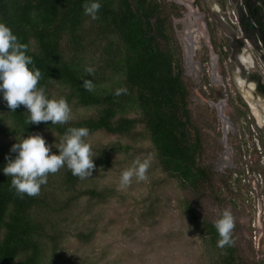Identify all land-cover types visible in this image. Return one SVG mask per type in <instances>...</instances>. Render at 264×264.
Returning a JSON list of instances; mask_svg holds the SVG:
<instances>
[{"label":"trees","instance_id":"1","mask_svg":"<svg viewBox=\"0 0 264 264\" xmlns=\"http://www.w3.org/2000/svg\"><path fill=\"white\" fill-rule=\"evenodd\" d=\"M85 2L0 0V22L26 45V54L41 72L38 86L50 98L64 97L70 109L92 110L65 123H28L25 106L11 112L0 98V135L7 137L0 143V169L6 157L16 155L10 151L16 140L39 130L63 136L69 127L84 126L89 135L104 131L132 143L148 140L168 175L183 186L203 183L209 177L200 162L201 134L191 119L189 90L165 0H100L96 19L84 13ZM247 4L251 13H239L240 26L264 46V0ZM87 68L91 74L85 73ZM85 79L92 80L91 91L84 87ZM131 146L113 141L92 147L94 165L107 169L113 154L129 152ZM51 151L58 149L53 146ZM80 184L81 178L62 167L48 174L37 195L21 197L11 177L0 171V264H47L48 252L54 254L62 236L58 216L81 196L101 199L114 193L113 187L96 188L93 180L90 186ZM190 214L198 220L191 209ZM200 225L217 250L215 264H245L234 243L218 246L214 223L200 220ZM83 235L77 234L81 239Z\"/></svg>","mask_w":264,"mask_h":264},{"label":"rangeland","instance_id":"2","mask_svg":"<svg viewBox=\"0 0 264 264\" xmlns=\"http://www.w3.org/2000/svg\"><path fill=\"white\" fill-rule=\"evenodd\" d=\"M215 1L224 19L220 22L210 0H193V10L182 0H165L189 90L191 119L201 134L200 162L209 178L194 187L183 186L162 170L148 140L132 143L104 131L88 135L92 147L113 141L132 146L129 152L113 154L107 169L95 166L90 177L81 179L83 186L93 180L96 188L113 187L114 193L101 199L81 196L58 216L62 236L54 254L48 252L47 264H215L217 250L203 235L200 220L215 223L225 209L234 217L237 255L245 264H264V137L244 99L250 91L238 77L237 44L230 48L232 32L241 35L231 9L238 15L244 11L239 0ZM244 35L240 41L245 50L239 54L252 61L249 68L259 71L264 81L263 42ZM260 102L264 97L258 101L263 106ZM91 111L72 107L71 116ZM37 133L53 146L63 137L53 130ZM6 139L0 135V143ZM137 159L149 162L145 179L133 178L121 188L122 170ZM79 232L86 234L83 239Z\"/></svg>","mask_w":264,"mask_h":264},{"label":"clouds","instance_id":"3","mask_svg":"<svg viewBox=\"0 0 264 264\" xmlns=\"http://www.w3.org/2000/svg\"><path fill=\"white\" fill-rule=\"evenodd\" d=\"M101 7L100 0H86L84 13L92 19L97 18ZM91 68L85 73L91 74ZM41 72L26 54V45L18 40L12 29L0 22V98L6 102L11 112L23 105L29 113L28 123L51 121L52 124L65 123L71 118V109L64 97H48L45 89L38 86ZM86 90L93 88L92 80L85 79ZM89 135L87 127H69L58 143L54 145L58 152L53 153V145L46 143L44 137L30 134L16 140L10 147L16 155L6 157V164L0 171L11 177V186L21 195H37L41 185L47 183L48 174L67 167L72 174L81 179L90 177L95 167L92 146L86 141ZM149 167L148 160H134L119 176L121 188L127 187L132 179L143 180ZM234 217L230 210H222L215 220L214 227L219 236L218 246H231L234 241Z\"/></svg>","mask_w":264,"mask_h":264},{"label":"crops","instance_id":"4","mask_svg":"<svg viewBox=\"0 0 264 264\" xmlns=\"http://www.w3.org/2000/svg\"><path fill=\"white\" fill-rule=\"evenodd\" d=\"M210 1L213 3L212 8L215 7L214 8L215 19L218 22L224 20L223 16H221V14H219L220 7L217 4V2L215 0H210ZM188 2H190V1H188ZM186 7H187V5H186ZM192 10H193V8H192ZM228 19H229V17H228ZM232 25H234V24L232 23ZM235 26H238V25L236 24ZM239 27L241 28V31L239 30L238 32H241L240 33L241 35H238L239 33L232 32L233 37H232V42L230 43V48L235 47L237 44V46L235 47V49H237V50H235V52L237 51V55L234 56V59L236 61L237 66L239 67V69L241 71V75L238 77L242 80V81H240V80H238V81H240V84H242L245 88H247L250 91L248 94L244 95L245 102L247 103V105L251 109V112L255 117L257 125L260 127L262 126V128L264 129V102L263 103L260 102L261 104H263V106H258V101L261 100L262 97H264V81H261V78H260L261 74L259 73V71H255L254 69L249 68L252 65V63H251L252 61L249 58H245L243 56V54L242 55L239 54V52L242 53V51L240 49H242V50L244 49L242 47L243 42L240 41L241 40L240 38H242V36L244 34H245L244 38L248 37L240 25H239ZM236 81H237V79H236Z\"/></svg>","mask_w":264,"mask_h":264},{"label":"built area","instance_id":"5","mask_svg":"<svg viewBox=\"0 0 264 264\" xmlns=\"http://www.w3.org/2000/svg\"><path fill=\"white\" fill-rule=\"evenodd\" d=\"M239 2H240L239 6H241L243 8L244 13H246L247 12V7H246V4H245V1L244 0H239ZM235 12H236V10L234 8H232L231 9V13H232V17L234 18V20H232V22L234 24L240 25V23H239V15L237 14V12L236 13ZM260 161L263 162L262 160H260ZM262 178H263V172L261 170L260 173H258V179H259V183L260 184L262 183V180H263ZM258 192H260V195L262 196L263 190H259ZM259 203H258V206H260Z\"/></svg>","mask_w":264,"mask_h":264},{"label":"water","instance_id":"6","mask_svg":"<svg viewBox=\"0 0 264 264\" xmlns=\"http://www.w3.org/2000/svg\"><path fill=\"white\" fill-rule=\"evenodd\" d=\"M191 2V4H192V1L193 0H190ZM245 1V4H246V7H247V9H248V11L250 12V8L248 7V4H247V1L248 0H244ZM195 8H196V6H195ZM251 13V12H250ZM250 18H251V21H252V23L257 27V28H259V26H258V24L256 23V21H255V19H254V17L250 14Z\"/></svg>","mask_w":264,"mask_h":264},{"label":"bare ground","instance_id":"7","mask_svg":"<svg viewBox=\"0 0 264 264\" xmlns=\"http://www.w3.org/2000/svg\"><path fill=\"white\" fill-rule=\"evenodd\" d=\"M182 1H184L183 3H185L186 5H187V7L191 10V4H190V2H188L187 0H182ZM220 108V107H219ZM223 128H225V126L223 127ZM226 129V128H225Z\"/></svg>","mask_w":264,"mask_h":264},{"label":"flooded vegetation","instance_id":"8","mask_svg":"<svg viewBox=\"0 0 264 264\" xmlns=\"http://www.w3.org/2000/svg\"><path fill=\"white\" fill-rule=\"evenodd\" d=\"M193 6V4H191ZM245 32V31H244ZM264 49V48H263ZM260 131H261V135L264 137V129L262 128V126L260 127Z\"/></svg>","mask_w":264,"mask_h":264}]
</instances>
